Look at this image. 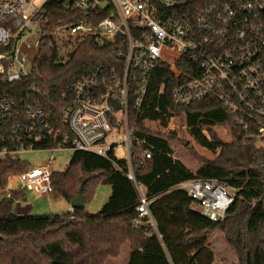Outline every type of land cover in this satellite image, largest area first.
Here are the masks:
<instances>
[{
	"label": "trees",
	"instance_id": "16d2710c",
	"mask_svg": "<svg viewBox=\"0 0 264 264\" xmlns=\"http://www.w3.org/2000/svg\"><path fill=\"white\" fill-rule=\"evenodd\" d=\"M65 2L53 0L46 6L48 22L32 75L10 85L0 74V93L21 98L32 94L47 120L63 133L68 132L64 112L73 103L74 87L82 77L97 67L125 70V62L115 56L119 45L102 43L96 36L78 41L69 60L58 61L60 52L52 33L81 19L88 23V11L68 9ZM177 64L185 72L179 77L167 62H157L141 107L136 106L135 92L130 95V124L138 137L132 155L136 181L127 176L125 158L113 152L106 157L75 150L67 168L53 172L55 191L71 202L86 180L85 204L100 183L111 186L109 200L96 213L73 208L55 215L19 214L16 204L26 201V193L11 190L0 201V264H106L110 258H118L127 243L132 249L128 264H214L208 240L215 231L225 235L238 256L237 264H264V181L258 168L264 149H258L257 140L234 121L217 98L177 105L173 90L191 78L195 69L187 58ZM175 119L197 143L217 153L214 160H204L197 172L174 157L172 140L177 132L168 127ZM155 122L169 130L154 131L148 123ZM222 125L231 128L232 141L219 137L215 127ZM145 148L152 152L146 160L142 158ZM29 168L22 159H2L0 192L6 189L10 175ZM214 177L244 186L224 220L195 211L187 191L179 188L193 179ZM141 193L149 201L155 226L135 224Z\"/></svg>",
	"mask_w": 264,
	"mask_h": 264
},
{
	"label": "built area",
	"instance_id": "2783aa9c",
	"mask_svg": "<svg viewBox=\"0 0 264 264\" xmlns=\"http://www.w3.org/2000/svg\"><path fill=\"white\" fill-rule=\"evenodd\" d=\"M51 1H0V74L8 84L32 75ZM67 1L68 9L88 11V23L81 19L52 33L60 52L58 61H68L78 41L96 36L102 43L119 45L115 56L125 62V70L97 67L82 77L74 87L73 103L64 112L67 133L47 120L32 94L21 98L0 93L2 159L68 148L107 157L123 147L127 176L135 182L132 155L138 137L130 124V95L135 92L136 106L141 107L157 62H167L179 77L185 72L177 62L183 58L195 69L191 78L174 88L177 105L217 98L257 140L258 149H264V0H71V5ZM68 48L69 53L65 52ZM173 121L168 128H173ZM151 155L145 148L142 158ZM258 168L264 181V160ZM53 172L47 164L12 176L18 190L50 194L55 192ZM179 188L187 191L204 214L224 220L244 186L214 177L193 179ZM138 211L137 226H155L142 193Z\"/></svg>",
	"mask_w": 264,
	"mask_h": 264
},
{
	"label": "rangeland",
	"instance_id": "374dc122",
	"mask_svg": "<svg viewBox=\"0 0 264 264\" xmlns=\"http://www.w3.org/2000/svg\"><path fill=\"white\" fill-rule=\"evenodd\" d=\"M59 28L60 27L55 30H58V33L61 32L59 31ZM65 50L66 49H63V51ZM67 51L69 53L71 51V48H68L65 52ZM148 126L154 129V131L160 132H166L169 129L175 130L177 132V136L174 140H172V146L175 152L174 157L180 159L194 172L199 171V169L203 166L204 160L212 161L217 156V153L208 150L197 143L196 140L191 136L189 130L186 129V127L183 125V123L180 122L179 119H175L170 125L173 128L169 129L161 127L158 122L148 123ZM215 130L218 133L219 137L224 141L230 142L233 140V135L229 126H217L215 127ZM74 151L75 150L71 148L58 149L55 152H52L51 150L28 151L20 153L19 155H17V158H20L23 161L27 162L30 167L49 164L50 168L53 171H63L67 168ZM116 156L119 158H123V156H126L123 147H118L116 149ZM2 158L3 156L0 155V161ZM12 175H10L9 177L6 189L0 192V201L6 198L11 190H18L19 188L18 183H15L14 185L13 178L15 177H13ZM111 192L112 188L110 185L103 183L98 184L94 191L93 197L86 204V210L90 213H96L101 210L103 205L109 200ZM25 199V202L33 205L32 209L29 211L31 215L62 214L72 208L71 202L57 191L50 194H39L34 191H28L26 193ZM208 242V246L214 253V264L238 263V256L235 250L229 245L225 238V235L221 231H215L214 233H212V235L209 237ZM124 246H129L130 250L132 251L130 243H127ZM124 246L120 251V255ZM118 258H110L106 262V264H115V259Z\"/></svg>",
	"mask_w": 264,
	"mask_h": 264
},
{
	"label": "water",
	"instance_id": "95a60500",
	"mask_svg": "<svg viewBox=\"0 0 264 264\" xmlns=\"http://www.w3.org/2000/svg\"><path fill=\"white\" fill-rule=\"evenodd\" d=\"M71 3H72L71 0L67 1V5H71ZM34 91L38 92L35 89H34ZM85 183H86V180H84L81 183V185L78 189L77 196L71 201V205L74 209H84L86 206L84 198H83V188H84ZM193 209L199 213L204 214L202 207L199 205H193ZM16 211L19 214H25V213H28L30 211V208L28 206H23L21 203H17L16 204Z\"/></svg>",
	"mask_w": 264,
	"mask_h": 264
},
{
	"label": "crops",
	"instance_id": "0c3cea01",
	"mask_svg": "<svg viewBox=\"0 0 264 264\" xmlns=\"http://www.w3.org/2000/svg\"><path fill=\"white\" fill-rule=\"evenodd\" d=\"M54 193V192H53ZM10 194V192H9ZM8 194V195H9ZM23 206H28L30 210L32 209L33 205L27 203V202H21ZM26 204V205H25ZM72 206V205H71ZM73 210V207L69 210ZM132 251L130 250L129 246H124L122 253L118 259H115V264H128L130 262ZM110 262V261H109ZM121 262V263H120Z\"/></svg>",
	"mask_w": 264,
	"mask_h": 264
},
{
	"label": "bare ground",
	"instance_id": "6f19581e",
	"mask_svg": "<svg viewBox=\"0 0 264 264\" xmlns=\"http://www.w3.org/2000/svg\"><path fill=\"white\" fill-rule=\"evenodd\" d=\"M13 179H14V185H15V183H17V180L15 178H13Z\"/></svg>",
	"mask_w": 264,
	"mask_h": 264
}]
</instances>
